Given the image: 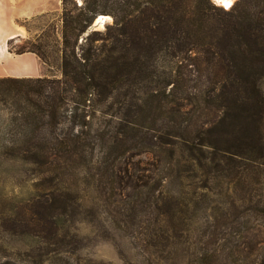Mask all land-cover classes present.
<instances>
[{
    "label": "trees",
    "instance_id": "1",
    "mask_svg": "<svg viewBox=\"0 0 264 264\" xmlns=\"http://www.w3.org/2000/svg\"><path fill=\"white\" fill-rule=\"evenodd\" d=\"M80 10L64 33L62 78L0 79L13 120L33 126L23 160L50 174L30 210L39 248L67 254L68 224L105 214L142 225L131 234L156 244L189 206L183 189L166 197L165 184L195 185L201 171L207 184L226 180L227 211L214 220L229 230L228 256L203 251L143 264H264V241L249 238L264 233V203L253 196L264 190V0H237L227 11L210 0H83ZM101 15L113 25L88 35L79 56L80 37ZM104 115L117 121L112 132L98 123ZM147 154L160 155L159 178L145 181L123 167ZM82 185L95 190L90 207ZM115 188L132 193L115 199Z\"/></svg>",
    "mask_w": 264,
    "mask_h": 264
},
{
    "label": "rangeland",
    "instance_id": "2",
    "mask_svg": "<svg viewBox=\"0 0 264 264\" xmlns=\"http://www.w3.org/2000/svg\"><path fill=\"white\" fill-rule=\"evenodd\" d=\"M237 0H235L236 2ZM215 6L226 10L216 2ZM83 0H74L65 9L62 5L56 11L41 15L27 23L25 37L22 44H10L12 52L34 51L40 61V76L62 78V64L64 55V33L72 20H76L81 14ZM227 11V10H226ZM104 16V15H103ZM109 16V15H105ZM113 20V17L110 16ZM82 27L86 23L82 22ZM113 25V21L104 26L103 30L94 27V22L87 32L83 34L76 48L80 56L87 48V36L92 32L106 33ZM12 59V58H10ZM11 63V62H10ZM159 66H164L163 59H159ZM13 66L10 64V68ZM11 70V69H10ZM176 72L177 66L174 67ZM174 72V73H175ZM12 74V72H8ZM22 77V78H39ZM3 78H16L0 76ZM4 88L1 86L0 89ZM9 102L0 97V260L19 264H143L148 261H170L182 259H195L203 251H209V255L227 257L229 247V230L223 222L214 220L224 215L227 211L225 192L226 180L223 176L205 182L207 177L199 171V179L193 185L190 179H184L181 185L177 181H169L165 184L164 195H177L182 203L188 204L181 214L173 217L172 223H167L166 238L158 243H150L145 240L144 234H131L130 229L140 230L142 225H124L120 222L113 223L114 218L105 214L96 222L92 216L80 219L74 224H68L69 235L64 245L67 254L54 255L44 252L37 238L34 237V224L32 223L31 207L41 187L38 185L47 179L50 174L44 173L38 166L30 161L23 160V148L26 146L24 133H31L33 126L23 127L21 122H15L16 116ZM98 123L105 127L106 132H112L117 121L104 115ZM160 155H141L126 160L123 167H129L145 181L151 178H159ZM162 159V156H161ZM137 165V167H135ZM137 168V171H136ZM167 168V167H166ZM150 170V171H148ZM218 172V171H217ZM217 173V175H219ZM161 175V173H160ZM213 175V174H212ZM264 182V175L262 176ZM253 193L254 201L264 203V190L256 188ZM81 195L86 203L91 205L96 197L92 187L81 186ZM131 191L115 188L111 196L124 200ZM168 221L167 219H164ZM31 222L30 228L26 223ZM33 224V225H32ZM256 226L263 225L255 218ZM127 226V227H126ZM262 231L264 229L258 228ZM248 237V236H247ZM254 241H264V233L256 231L249 237ZM249 239V240H250ZM246 235H242L241 243L246 241ZM242 245V244H241ZM56 247V246H52ZM264 248V244L262 246ZM58 248V247H57ZM54 249V248H53ZM245 249V245L241 250ZM246 251V250H245ZM214 252V253H213ZM46 261H50L49 263Z\"/></svg>",
    "mask_w": 264,
    "mask_h": 264
},
{
    "label": "crops",
    "instance_id": "3",
    "mask_svg": "<svg viewBox=\"0 0 264 264\" xmlns=\"http://www.w3.org/2000/svg\"><path fill=\"white\" fill-rule=\"evenodd\" d=\"M61 5L62 0H0V76H40L38 56L31 52H12L10 42L22 44L28 38L25 37V25L43 14L56 11ZM10 71L12 74L9 75Z\"/></svg>",
    "mask_w": 264,
    "mask_h": 264
},
{
    "label": "bare ground",
    "instance_id": "4",
    "mask_svg": "<svg viewBox=\"0 0 264 264\" xmlns=\"http://www.w3.org/2000/svg\"><path fill=\"white\" fill-rule=\"evenodd\" d=\"M234 4H235V0H231V6L230 7L225 8L223 6V4H219V5L222 6V7H224L226 10H230L234 6ZM112 21L113 20H112V18L110 16H103V15H101V16L97 17V19L94 21V27L97 28L98 30H103L104 29V26L106 24L111 23Z\"/></svg>",
    "mask_w": 264,
    "mask_h": 264
},
{
    "label": "snow or ice",
    "instance_id": "5",
    "mask_svg": "<svg viewBox=\"0 0 264 264\" xmlns=\"http://www.w3.org/2000/svg\"><path fill=\"white\" fill-rule=\"evenodd\" d=\"M217 3L223 4L225 8L231 6V0H216Z\"/></svg>",
    "mask_w": 264,
    "mask_h": 264
},
{
    "label": "water",
    "instance_id": "6",
    "mask_svg": "<svg viewBox=\"0 0 264 264\" xmlns=\"http://www.w3.org/2000/svg\"><path fill=\"white\" fill-rule=\"evenodd\" d=\"M210 1H211V2H216L215 0H210ZM97 17H99V16H97ZM97 17L95 18V20L97 19ZM95 20H94V21H95Z\"/></svg>",
    "mask_w": 264,
    "mask_h": 264
}]
</instances>
